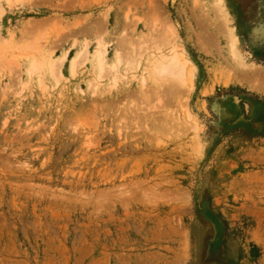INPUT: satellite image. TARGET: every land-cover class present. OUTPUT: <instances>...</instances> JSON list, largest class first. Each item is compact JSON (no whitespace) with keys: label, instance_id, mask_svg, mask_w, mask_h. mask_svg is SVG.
Listing matches in <instances>:
<instances>
[{"label":"rangeland","instance_id":"rangeland-1","mask_svg":"<svg viewBox=\"0 0 264 264\" xmlns=\"http://www.w3.org/2000/svg\"><path fill=\"white\" fill-rule=\"evenodd\" d=\"M221 10L229 30L216 0L3 3L0 264H264V0ZM171 30L191 88L150 76ZM98 43L103 78L72 71Z\"/></svg>","mask_w":264,"mask_h":264},{"label":"bare ground","instance_id":"bare-ground-1","mask_svg":"<svg viewBox=\"0 0 264 264\" xmlns=\"http://www.w3.org/2000/svg\"><path fill=\"white\" fill-rule=\"evenodd\" d=\"M14 1H16V0H0V9L2 8L3 3H12ZM216 4H217V8H218L219 13H221L222 17L224 18V14L221 10L222 0H216ZM9 5H11V4H9ZM219 16H220V14H219ZM220 24L222 25L223 23H220ZM224 25H225V27H227L226 22H225V18H224ZM221 27H223V25ZM226 29H228V27ZM220 31L224 32V34H225V31L223 28L220 29ZM230 34L232 35L231 32H230ZM168 38L169 39L167 40L166 36H165L164 40L166 39L167 41H166V43H163V44H165L164 46L167 49L166 52L165 51L160 52L157 55V57L154 60H152L153 63H152V69H151L150 76H152L154 78V80H156V81H160V82L167 81L169 84H171L173 86H179V87L187 86V87L191 88V86L193 85V71H192L193 69L190 67L191 61L187 57L185 51L182 50V47L177 45L179 39H178L177 34L174 30H171L170 37H168ZM1 40L5 42V40L2 39V37L0 38V41ZM231 40H232V42H230V47H228L230 50V55L233 57V59L235 61H237L235 63H238V60H239V62L241 60V50H240L238 44L235 42L234 36L231 37ZM3 55H4V51L0 50V59L3 57ZM76 57H77V59L73 60L70 63V68L72 71H74L75 68L77 67L78 61H80L83 64L85 63V64L89 65L92 62L91 60L94 59L95 63H96V68L98 71V76H97L98 80H101L103 78L102 76H103V69H104V64H105V49L101 43H98L96 45V50L92 54H91V51L89 49V46H87V45L84 46L83 50H80L77 53ZM50 58H51L50 55L47 54L46 56L41 58V60H37L36 62H32L31 68L28 70V72L30 74L39 75L40 82L42 81V79L45 76L46 69H47V71H49V73L53 77H55L56 74L61 75L65 57H63V59L58 63L52 62ZM118 58L120 59V57H118ZM118 58L115 59V63L110 68L109 75H112L113 77H115L118 74L117 73L118 68H119V66H121ZM126 62H127L126 69L132 68L135 64V61H133V60L126 61ZM245 65H247V64H245ZM137 66H138V64H137ZM240 66H241V64H240ZM254 68L255 67H253V69ZM260 70L261 69H259V71H255V72H257L255 74L257 75V74H259V72H262ZM253 73H254V71H253ZM262 73H264V71ZM262 79L264 80V77ZM113 81L116 82V78H113ZM142 84H144V80L142 81Z\"/></svg>","mask_w":264,"mask_h":264}]
</instances>
